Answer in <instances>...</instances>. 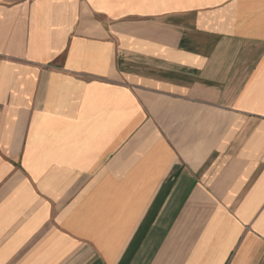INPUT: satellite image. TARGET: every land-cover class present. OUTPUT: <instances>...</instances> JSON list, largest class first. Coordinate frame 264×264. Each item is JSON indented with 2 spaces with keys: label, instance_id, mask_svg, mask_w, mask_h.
Returning <instances> with one entry per match:
<instances>
[{
  "label": "crops",
  "instance_id": "obj_1",
  "mask_svg": "<svg viewBox=\"0 0 264 264\" xmlns=\"http://www.w3.org/2000/svg\"><path fill=\"white\" fill-rule=\"evenodd\" d=\"M0 264H264V0H0Z\"/></svg>",
  "mask_w": 264,
  "mask_h": 264
},
{
  "label": "rangeland",
  "instance_id": "obj_2",
  "mask_svg": "<svg viewBox=\"0 0 264 264\" xmlns=\"http://www.w3.org/2000/svg\"><path fill=\"white\" fill-rule=\"evenodd\" d=\"M16 262V261H15Z\"/></svg>",
  "mask_w": 264,
  "mask_h": 264
}]
</instances>
